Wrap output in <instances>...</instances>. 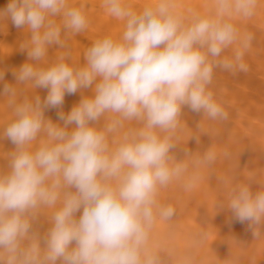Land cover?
<instances>
[{
	"label": "clouds",
	"instance_id": "9594fccd",
	"mask_svg": "<svg viewBox=\"0 0 264 264\" xmlns=\"http://www.w3.org/2000/svg\"><path fill=\"white\" fill-rule=\"evenodd\" d=\"M256 4L216 0L215 18L194 15L184 23L169 0L140 12L104 0L124 19V30L94 40L74 65L67 53L46 57L53 45L65 47L64 36L85 30L82 6L9 0L0 20L10 18L29 36L20 44L28 60L13 71L16 83L4 82L0 70V96L12 109L0 137L15 145L0 171V264H162L148 247L149 234L157 216L170 221L175 209L158 203L157 193L185 169L172 154L171 133L185 107L212 120L228 118L209 86L217 69L245 70L242 51L224 53L238 40L247 48L252 36H241L224 16H251ZM18 84L47 95L17 99ZM77 92L81 99L65 113V95ZM51 108L59 109L58 122L46 118ZM105 113L119 119L102 130ZM123 121L139 127L113 145L106 133ZM213 159L205 152L197 162ZM217 207L248 222L255 237L264 229V187L235 183ZM41 217L48 224L43 231Z\"/></svg>",
	"mask_w": 264,
	"mask_h": 264
},
{
	"label": "bare ground",
	"instance_id": "6f19581e",
	"mask_svg": "<svg viewBox=\"0 0 264 264\" xmlns=\"http://www.w3.org/2000/svg\"><path fill=\"white\" fill-rule=\"evenodd\" d=\"M8 2L0 0V10L6 9ZM69 3L82 6L86 28L79 34L64 36V48L50 47L46 62L67 53L69 63L80 65L94 40L104 36L118 38L124 30V19L113 15L104 0H69ZM122 3L140 12L145 7H155L159 0H122ZM169 3L170 10L184 23L190 22L194 15L212 18L218 15L216 0H169ZM224 18L233 23L241 36H252L247 48H242L238 40L224 53L232 57L236 50L242 51L246 68L214 71L209 87L228 114L227 119L212 120L185 107L171 133L176 145L172 154L185 169L157 193L158 203L175 209L170 221L157 216L149 234L148 247L162 264H264V229H257L260 235L255 237L248 222L241 223L230 210L217 207L235 183H249L253 190L264 187V0H257L251 16L231 12ZM28 36L27 29L15 27L10 18L0 20V70L5 72L6 83H16L13 71L28 60L27 52L20 49ZM16 88L17 99L35 94L43 99L47 95L46 89L35 90L28 84H18ZM84 94L91 95V89L84 90ZM80 99V92L66 94L63 111L68 113ZM58 111L47 109L45 116L58 122ZM11 118L10 100L0 96V131ZM117 119L116 114L105 113L98 126L104 130ZM137 127L135 121H123L106 135L114 145L125 132ZM14 148L10 140L0 137V171L6 167ZM205 152L212 153L214 159L211 163H198ZM50 212L45 210L46 215ZM40 224L41 231L48 227L43 217Z\"/></svg>",
	"mask_w": 264,
	"mask_h": 264
}]
</instances>
